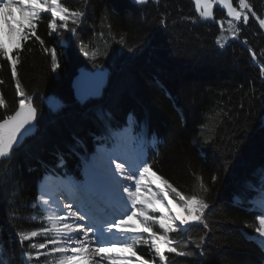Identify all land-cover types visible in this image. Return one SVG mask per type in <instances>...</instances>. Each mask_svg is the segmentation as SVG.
Instances as JSON below:
<instances>
[{"label": "trees", "instance_id": "16d2710c", "mask_svg": "<svg viewBox=\"0 0 264 264\" xmlns=\"http://www.w3.org/2000/svg\"><path fill=\"white\" fill-rule=\"evenodd\" d=\"M233 1L240 8L239 0ZM60 2L84 15L76 25L69 20L75 32L59 29L52 37L50 18L42 14L37 34L57 49L56 71L35 38L25 43L15 78L10 63L0 58V121L19 104L16 79L24 99L33 97L38 110L34 133L0 159L2 264H23L25 256L39 263L52 256L32 206L36 181L51 170L79 176L94 145L123 126L129 114L140 135L157 140L154 149L147 148L153 171L186 197L195 194L210 206L201 222L169 234L178 252H166L163 262L264 264V250L249 238L258 226L245 200L264 187V34L258 24L264 0H246L256 19L248 15L246 25L237 22L236 39L223 47V15L216 11L213 21L203 17L193 0H149L140 7L129 0ZM60 41L66 44V59ZM106 67L111 73L102 94L76 101L71 82L78 69ZM47 96L64 105L50 109L44 104ZM33 230L36 237L22 240ZM143 241L137 240L134 250L155 263ZM40 244H45L42 252Z\"/></svg>", "mask_w": 264, "mask_h": 264}, {"label": "snow or ice", "instance_id": "6c2138e0", "mask_svg": "<svg viewBox=\"0 0 264 264\" xmlns=\"http://www.w3.org/2000/svg\"><path fill=\"white\" fill-rule=\"evenodd\" d=\"M136 2L144 3L145 0H136ZM202 2L204 10L200 15L211 17L212 3L210 0H195L197 5ZM221 2L227 10V15L236 21L243 19L247 22L248 14L257 15L246 0H239L240 9L246 12L237 11L229 0H221ZM43 13H50L51 19L48 26L53 32L59 29L75 32L74 27H69V20L71 19L72 25H76L84 15L80 11H72L63 6L60 0H0V58L10 63L14 78L17 76L16 66L20 62V53L25 43L32 38L41 44L45 52L50 53L52 70L56 71L60 67L57 49L48 48L46 42L37 34V25ZM57 19L62 23L58 25ZM259 24L264 27V19H259ZM221 47H223L222 44ZM13 52L16 53L15 56L12 55ZM91 54L96 56L98 53L93 51ZM103 76V73L96 74L92 91L85 95L98 90L103 82ZM16 90L21 97L18 110L0 123V159H6L11 155L20 141L25 138V134L37 117L38 110L33 102L31 100L26 102L24 99L25 93L20 87L19 79H16ZM2 103L3 100H0V104ZM212 179L214 181L216 177L213 176ZM126 181H134V191L133 186L125 185ZM146 182L155 185L160 195L158 196V193L150 188L148 195H142V188H146ZM200 188L207 192L203 182L200 183ZM76 191L84 193L89 198L87 202L76 203L74 198H70L61 207L58 199L42 201L45 206L55 203L57 209L55 216H49V221L52 222L51 231L56 236L50 241L53 245L52 252L61 254L57 264H89L87 254L89 245L93 242L98 245L97 255L101 260H108L110 264H149L148 260L134 250L137 241L128 239L135 234H149L150 247L154 249L159 259L164 261L166 252H178L169 234L182 231L184 227L193 223L201 222L205 210L210 207L203 198H198L195 194L186 197L177 191L167 179L153 171L142 157L129 163L124 156H109L106 163L94 176L86 179L82 186L78 189H69L70 196L74 197ZM104 191H110L112 198L121 202L123 211L119 213L118 218L115 216L107 218L106 215L104 219H98L93 213L90 206L93 203L91 197ZM170 192L175 194L179 203L175 198H169ZM124 194L127 195V199ZM164 201H167V204ZM259 207L262 215L259 217L260 227L256 228V232L264 237V202ZM150 213H159V215ZM133 220L139 223H130ZM78 221H86V223H77ZM205 227H207L206 224ZM48 231L45 229V234ZM37 234V231L33 230L30 234L23 235L22 240H29ZM143 243L148 244L149 241L145 240ZM104 244L108 246H99ZM39 247L43 249L45 244H40ZM110 253L114 255H109ZM178 254L185 255L183 252ZM132 257H135V260Z\"/></svg>", "mask_w": 264, "mask_h": 264}, {"label": "bare ground", "instance_id": "6f19581e", "mask_svg": "<svg viewBox=\"0 0 264 264\" xmlns=\"http://www.w3.org/2000/svg\"><path fill=\"white\" fill-rule=\"evenodd\" d=\"M18 14V12H17ZM264 19V18H263ZM125 132V131H124ZM114 140L112 141V145H114V149H106L105 151L96 154L92 157L91 162H89V166L91 167V170L95 173L99 170V168L106 163L107 159L109 156H113V155H120V156H124L129 160V163L134 162L136 159L143 157L142 154L140 152H136L135 150H131L130 147L128 146L130 141L126 139L125 135L122 133L120 135H113ZM105 152V153H104ZM140 153V154H139ZM114 167V165H113ZM65 185L66 183H62L56 179L52 180L51 185L48 187L49 191L47 195H43V191H42V186L43 183L40 184L39 187V200L40 203L43 205L42 201L43 200H69L70 198H74L75 197H71L70 195H65L64 194V189H65ZM125 185L127 186H133L134 185V181H126ZM81 185H79L80 187ZM150 184H147L146 182V188H142V195L144 194V192H147L149 189ZM78 187V188H79ZM77 189V187H76ZM132 190L134 191V186L132 188ZM103 194H105V197H109L113 200L114 203V209L111 211L113 214L109 213V215H107L105 213L104 217L107 215V218H112V217H116L118 218L119 213L123 211L122 208V204L120 201L114 200L111 196L110 191H104ZM259 199L264 200V192L262 194H259ZM125 199H127V195L124 194ZM61 207L63 206L62 203H60ZM45 206V205H43ZM50 208V211L48 213L49 216H55L57 214V209H56V205L55 203H50L49 205H47ZM131 206V202H128V207L130 208ZM104 219V218H101ZM69 223H72V221H69ZM77 223H81L80 221H78ZM91 236V234H90ZM114 239H119L118 237H113ZM262 239H260L259 241L262 243V245H264V241H261ZM99 246H108L107 244L104 245H99ZM98 247V245L93 242L92 244L89 245V252H88V256L89 253H92L94 255V257H96L99 261V264H110V262L108 260H101L100 256L97 255L96 252V248ZM109 255H114V253H110Z\"/></svg>", "mask_w": 264, "mask_h": 264}, {"label": "water", "instance_id": "95a60500", "mask_svg": "<svg viewBox=\"0 0 264 264\" xmlns=\"http://www.w3.org/2000/svg\"><path fill=\"white\" fill-rule=\"evenodd\" d=\"M129 1L132 4L137 5V6H145L146 4H148L149 0H145L144 3H137L136 0H129ZM210 2L213 5L212 8L214 10H218L219 12H221L223 14V17L226 20L237 22L233 17H229L227 15V10L223 7L221 0H210ZM229 2L232 3L233 6L235 7L233 0H229ZM201 4L203 5V2ZM201 4L200 5L196 4V12L197 13L199 12V7L201 6ZM98 73L104 74L102 84H100L98 90H95L94 92H92V94L85 95V93H89L90 91H92L94 79H95L96 74H98ZM110 73H111V71L107 67L103 68V69H96L94 71L80 69L78 71L77 75L73 78L72 83H71V87L73 90V95H74L75 100L78 101L79 103H83L87 99L98 98L102 94L103 87L106 84L108 76L110 75ZM18 98L20 99L21 97L18 96ZM32 98L33 97H30L29 100L32 101ZM44 102L47 106H49L52 109H55V108H58L59 106L64 105L63 102L59 101L58 99L53 98L52 96L46 97ZM262 107L264 109V105H262ZM16 110H18V107ZM14 113L12 115H14ZM35 128H36V123H35V121H33V125L30 126L29 131L25 134V138L32 135L35 131ZM23 140H21L19 144H21Z\"/></svg>", "mask_w": 264, "mask_h": 264}, {"label": "rangeland", "instance_id": "374dc122", "mask_svg": "<svg viewBox=\"0 0 264 264\" xmlns=\"http://www.w3.org/2000/svg\"><path fill=\"white\" fill-rule=\"evenodd\" d=\"M238 11H244L243 9H238ZM49 16H50V13H47ZM16 15L18 16L19 15V13L17 14L16 13ZM206 18H208V19H210V17H206ZM255 19V18H254ZM230 22H231V26H230ZM225 27H224V29L222 30V32H221V34H220V37H219V46L221 47V44L223 45V43L226 41V40H229L230 38H233V36H236V32H237V30H236V24H235V22H233V21H225ZM243 24L245 25L246 24V22H244L243 21ZM258 24H259V21H258ZM260 25V24H259ZM260 28H261V30H262V32H263V34H264V27H261L260 26ZM59 47L61 48V56H62V58H64V53H63V51H62V47L59 45ZM264 124V123H263ZM128 129H127V131L128 130H132V132H133V134H134V139H135V141H136V147L138 148V149H141V151L143 152V150H144V148H142V145H143V143L139 140V138L136 136V124H135V122H134V120H132V119H129L128 120ZM113 140H114V138H113ZM105 143H108L109 145H111L110 146V149L112 150V149H114V145H112V142H111V139L109 138V139H107L106 141H105ZM154 143V141L153 140H150L149 141V144L151 145V144H153ZM96 151H97V148L96 149H94V153H96ZM105 153V152H104ZM95 154H92L91 156H90V158H89V160L86 162V164H85V174L83 175V178L80 180V181H78V182H75L74 184L75 185H80V183H81V185H83V183L85 182V180L86 179H88L89 177H91V176H93V174H92V171L89 169V164H88V162H90L91 161V158L94 156ZM58 180H60L59 178H57ZM66 179H68V177L66 178ZM61 181V180H60ZM149 188L152 190V191H156L157 193H158V196L160 195V193H159V190L158 189H156V187H155V185H152V184H150V186H149ZM149 194V192L147 191V192H144V194L143 195H148ZM40 200L39 201H37V203L36 204H38L39 206H41V207H43L40 203ZM251 202H252V204L257 208V209H259V211H260V207H258V205H257V203H260L258 200H256V199H251ZM164 203L165 204H167V201H164ZM43 211H44V213H45V216H46V218L48 219V216H47V213H48V209H46V208H43ZM150 214H153V215H159V213H150ZM130 223H134V224H138L139 222L138 221H136V220H133V221H131ZM258 223H259V219H258ZM47 225H49L48 226V232H50V236L51 235H53V234H55L53 231H51V228H52V222H50L49 221V223H47ZM259 227H260V225H259ZM157 228H158V226H157ZM162 231V230H161ZM147 238V240L149 241V243H150V236H149V234H135V235H131V236H129V241H132V240H134V239H136V238ZM55 238H56V236H55ZM255 239H257L258 241L260 240V239H262L261 241H264V237H262V236H260L259 235V233H257L256 232V234H255ZM50 247H52L53 248V245L52 244H50ZM151 251H153V254H154V256H155V258L157 259V264H162V262H161V260L159 259V256L155 253V251H154V249H152L151 248ZM56 254V258H55V261H56V263L55 264H57V262H58V260L61 258V254H59V253H55ZM125 255H128V254H125Z\"/></svg>", "mask_w": 264, "mask_h": 264}, {"label": "flooded vegetation", "instance_id": "af4514ba", "mask_svg": "<svg viewBox=\"0 0 264 264\" xmlns=\"http://www.w3.org/2000/svg\"><path fill=\"white\" fill-rule=\"evenodd\" d=\"M204 10V7H200V12H202Z\"/></svg>", "mask_w": 264, "mask_h": 264}]
</instances>
